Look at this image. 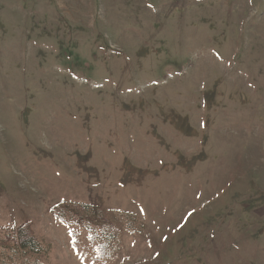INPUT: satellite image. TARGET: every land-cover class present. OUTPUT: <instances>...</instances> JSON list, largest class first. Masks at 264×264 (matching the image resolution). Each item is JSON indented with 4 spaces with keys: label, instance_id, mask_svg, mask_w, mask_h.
Returning <instances> with one entry per match:
<instances>
[{
    "label": "rangeland",
    "instance_id": "374dc122",
    "mask_svg": "<svg viewBox=\"0 0 264 264\" xmlns=\"http://www.w3.org/2000/svg\"><path fill=\"white\" fill-rule=\"evenodd\" d=\"M0 264H264V0H0Z\"/></svg>",
    "mask_w": 264,
    "mask_h": 264
},
{
    "label": "trees",
    "instance_id": "16d2710c",
    "mask_svg": "<svg viewBox=\"0 0 264 264\" xmlns=\"http://www.w3.org/2000/svg\"><path fill=\"white\" fill-rule=\"evenodd\" d=\"M78 208L84 210L86 205H79ZM61 215V214H60ZM14 241L17 251L23 254L30 253L33 255L41 254L40 245L34 236L31 224L28 221L23 222L14 230V237L10 238Z\"/></svg>",
    "mask_w": 264,
    "mask_h": 264
},
{
    "label": "snow or ice",
    "instance_id": "6c2138e0",
    "mask_svg": "<svg viewBox=\"0 0 264 264\" xmlns=\"http://www.w3.org/2000/svg\"><path fill=\"white\" fill-rule=\"evenodd\" d=\"M149 7H152V5H149ZM192 214L191 213H189V216H191Z\"/></svg>",
    "mask_w": 264,
    "mask_h": 264
}]
</instances>
